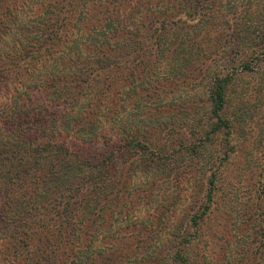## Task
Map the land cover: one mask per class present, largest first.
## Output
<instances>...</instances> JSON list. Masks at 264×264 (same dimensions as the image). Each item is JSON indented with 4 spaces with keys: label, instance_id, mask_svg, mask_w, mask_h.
I'll list each match as a JSON object with an SVG mask.
<instances>
[{
    "label": "rangeland",
    "instance_id": "1",
    "mask_svg": "<svg viewBox=\"0 0 264 264\" xmlns=\"http://www.w3.org/2000/svg\"><path fill=\"white\" fill-rule=\"evenodd\" d=\"M60 4L72 14L67 21L72 23L73 36L59 45L46 40V48L39 51L40 57L50 54L46 66L43 60L36 63L35 57L14 61L12 53L7 56L6 53L18 51L16 47L24 46V41L34 42L41 34L40 19H47L44 9ZM82 14L88 19L79 25L89 27L80 29L84 37L75 24L80 22ZM164 21L169 25L164 36L166 45L156 50L152 35H158ZM125 24L143 37L142 55L115 53L121 58L120 68L102 72L98 77L106 87L118 79L120 90L110 91L111 96L106 97L119 99L117 104L94 97L100 87L86 75L85 81L89 82H84L87 86L77 95L80 106L76 110L94 99V108L102 109L98 131L115 147L124 137L120 130L138 124V120L144 124L152 117L153 123L158 120L175 127L171 148L178 153L159 170H150L145 163L136 162V171L127 174L123 198L115 204L123 216L133 213L126 222L136 220L142 225H152L157 233L145 252L137 250L139 261L153 255L160 242L168 245L171 231L174 235L184 232L195 237L188 249L192 264H264V256L254 257L252 262L251 254L258 250L252 241L260 226H264V215H260L264 211V0H0V27L7 28L6 36L0 41V70H3L0 75H11L0 85V139L7 138L6 128L10 127L12 113L8 111L6 117L5 111L12 106L13 95L19 93L12 77L24 74L29 68L30 76L24 88L31 99L42 103L43 95L31 88L42 82L40 76L58 72L71 75L72 71H80L77 67L81 59L91 63L106 58L111 52L95 49V42L85 37L114 34L116 29H124ZM60 33L64 37L63 30ZM125 38L122 48L128 41ZM53 60L57 65H52ZM217 74L231 77L223 116L231 123L232 131L224 129L213 136L205 155L199 158L195 152L202 153L201 131L193 136L189 126L199 124L201 128V122L206 121V111L212 107L211 85ZM80 84L78 80L76 86L72 85L74 92L80 90ZM106 107H113L109 116ZM114 109L117 114L111 112ZM149 109L154 111L150 113ZM115 116L119 119L114 120ZM53 125L56 129L61 127L59 131L64 134L60 137L69 133L63 130L61 122ZM70 133L65 137L75 147L80 142L74 137L77 134ZM189 143L195 145V152L191 146L187 148ZM105 144L100 139L97 144L86 145L84 152L90 155V151H95L93 156L102 158L108 149ZM225 154L228 160L217 170L218 188L211 210L192 230L190 221L196 214H202V205L207 200L208 183H205L209 172L206 169L213 159ZM206 159L210 163L203 165ZM160 175L161 183L157 180ZM166 205L169 209L162 211ZM122 215L108 233L113 239L125 236L120 230L126 225ZM17 242L0 234V264H45L31 248ZM131 251L123 253L129 255ZM262 252L264 246L258 254ZM70 254L68 263L72 261L73 253Z\"/></svg>",
    "mask_w": 264,
    "mask_h": 264
},
{
    "label": "trees",
    "instance_id": "2",
    "mask_svg": "<svg viewBox=\"0 0 264 264\" xmlns=\"http://www.w3.org/2000/svg\"><path fill=\"white\" fill-rule=\"evenodd\" d=\"M62 6L50 5L44 9L47 19L44 21L42 17L38 23V32L41 34L34 42L27 44L24 41L26 46L21 45L17 48L14 44L18 51L6 53L7 56L12 53L15 57L14 61L23 57H35L36 63L43 60L45 64L43 66H46L50 54L40 57L39 52L41 48H46V40L59 42V45L61 41L69 40L73 36L70 29L72 23L67 21L72 14ZM178 9H181V6ZM83 15L80 22L75 24L79 33L81 31L80 35L84 37L85 33L80 29H89V27L79 25L88 19ZM128 26L125 24L124 29H116L114 34L106 33L102 34V37L94 34L90 35V38L89 35L85 37L95 42V49L104 51L108 49L111 54L109 53L106 58H97V61L95 59L91 63L81 59L80 66L77 67L80 71L74 69L71 75L58 72L54 75L47 73L40 76L42 82L31 88L43 95L42 103H36L31 99L27 95V88L26 90L24 88L30 76L29 68L24 74L12 77L19 93L13 95L14 102L5 111L6 117L9 116L8 111L12 113L11 123L8 124L10 127L6 128L7 138L0 139V234L6 239L15 240L16 243L19 241L22 246H28L45 264H144L143 261L145 264H192L188 249L195 237L191 233L184 232L183 235L182 233L174 235L171 231L168 245H160V242L158 250L153 255L150 254L147 259L139 261L138 251L145 252V248L154 242L157 233L152 225H142L136 220L126 222L133 213L129 216L125 213L126 215L123 216L120 207L115 205L123 198L122 192L128 180L127 174L136 171L137 168L134 167L136 162L145 163L150 170H159L164 162L168 163L178 153L171 148L175 127L168 123L162 124L158 120L153 123L152 117L144 124L138 120L136 121L138 124L134 126L131 124V127L120 130L124 137L115 147L98 131V120L102 109L94 108V99L88 106L76 110V106H80L77 95L87 86L84 82H89L85 81L84 76H90L91 83L100 87L94 97L106 102L109 100L106 98L107 95L111 96L110 91L120 90L117 85L118 79L110 82L109 87H106L98 81L99 75L120 68L121 58L117 56L119 52L126 51V54H134L136 57L142 55L140 50L143 37ZM160 27L158 35H152L155 36L156 50L164 49L162 48L166 45L164 36L169 25L164 21ZM62 30L64 37L60 33ZM6 34L7 28L0 27V41ZM125 36L128 41L122 48L121 44ZM78 38L76 40H79ZM35 52L37 53L34 54ZM54 61L53 66L57 63ZM10 76L0 75V85L8 81ZM78 80L81 83L80 90L74 92L72 85L76 86ZM230 82V74L226 76L217 74L213 78L209 95L212 107L210 111H206V121L201 122V128L199 124L189 126L190 134L193 136L199 135L201 131L202 153L199 155L195 152V145L191 143L187 146V148L191 146L199 158L205 155L207 144L213 136L224 129L232 131L231 123L226 116H223ZM118 100L116 98L111 100L110 97L108 103L112 102L116 105ZM106 108V115L109 116V111L113 107ZM149 111L151 113L154 110L149 109ZM111 112L118 113L117 109ZM117 117L115 116L114 120L119 119ZM9 119L10 117L6 121ZM52 121L53 124L59 122V125L61 122L63 130L67 133L77 134L78 137H74L80 143L72 147L66 139L70 136L69 133L60 137L64 133L59 131L61 127L56 129L53 124L51 125ZM100 139L106 141L105 147L108 148L102 158L98 155V157L93 156L97 153L95 151H90V155L84 152L86 145L97 144ZM125 139L129 140L124 142ZM227 160L225 154L219 155L211 163L207 159L203 162V165L211 164L206 169V172H209L205 183V185L208 183L207 200L202 205L204 210L202 214H196L191 219L192 230H196L195 226L205 218L207 211L211 210L213 196L218 188L217 170L221 169ZM162 178L160 175L157 179L159 183L162 182ZM165 209H169V206L166 205L162 211ZM120 215L126 222V225L120 229L125 236L121 235L120 239H113L108 233H111V228H114L112 226ZM260 215H264V211H261ZM261 227L254 237L256 241L252 238V243L257 244L260 252L264 246V226ZM130 249L132 251L129 255L123 253L124 250ZM258 250L256 249L254 253L249 251L253 254L252 262L254 257L264 256L263 252L258 254ZM70 253H73V256L72 261L68 263Z\"/></svg>",
    "mask_w": 264,
    "mask_h": 264
}]
</instances>
